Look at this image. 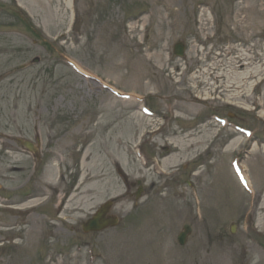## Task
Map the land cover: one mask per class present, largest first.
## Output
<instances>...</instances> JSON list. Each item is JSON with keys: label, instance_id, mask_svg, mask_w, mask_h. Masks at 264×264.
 <instances>
[{"label": "rangeland", "instance_id": "1", "mask_svg": "<svg viewBox=\"0 0 264 264\" xmlns=\"http://www.w3.org/2000/svg\"><path fill=\"white\" fill-rule=\"evenodd\" d=\"M202 41L207 45L196 43ZM178 43L185 47L182 58L174 53ZM232 59L239 69H233ZM244 69L252 76L236 99L230 95L235 91H225L227 76ZM3 78L0 131L14 147L18 140L38 141L37 176L49 173L52 163L50 174L58 185L37 178L43 186L31 190L52 188L53 196L48 204L37 202L31 214L0 208V240H5L0 264H88L86 250L78 251L83 240L97 255L108 254L110 261L98 257L96 264H162L165 256V264L175 263L169 259L190 264V250H196L190 239L180 247L169 234L181 231L193 211L200 230L218 226L227 236L215 237L210 248L199 247L198 260L264 264V0H0ZM130 117H143L144 124L133 129ZM230 123L254 133L246 136ZM235 133L242 145L228 147ZM191 135L205 144L187 147ZM171 142L179 145L181 159L159 167L145 168L131 149L140 146L150 164L175 150ZM240 152L251 191L233 175L232 162ZM0 154L6 169L2 192L19 200L30 189L18 192L15 186L33 185L30 176L10 169L35 165L1 148ZM160 169L172 178L162 180ZM185 179L198 186L197 201L190 198ZM142 185V201L150 202V218L159 222L152 228L169 236L160 249L152 243L162 235L152 233L148 221L135 225V194ZM63 193V205L72 197L58 217L53 206ZM115 198L112 213L121 218L120 225L84 234L82 224ZM232 225H237L234 234ZM140 227L155 239L149 238L143 253L132 251L130 241L131 230ZM137 235L142 238L144 231Z\"/></svg>", "mask_w": 264, "mask_h": 264}, {"label": "bare ground", "instance_id": "2", "mask_svg": "<svg viewBox=\"0 0 264 264\" xmlns=\"http://www.w3.org/2000/svg\"><path fill=\"white\" fill-rule=\"evenodd\" d=\"M231 61L234 62L233 59ZM235 63H237V61L234 62L233 64H231V65H233V69H239V68H237L238 66ZM255 68H256V70L254 71V74L258 75L257 78L261 79L260 78L261 74H258L260 72V68L259 67H255ZM234 73H235V75H234ZM230 74H231V76H230ZM224 76H225V74H224ZM251 76H252V72L251 71H248L247 69H244L241 72H237V71L234 72L232 70L230 73H228L227 82L229 83V85H225V91H229V92L230 91H232V92L235 91L236 93H231L230 95L237 99L238 96H240V95H242L244 93V89L243 88H244L245 82L247 80H249L251 78ZM218 78H222V77L218 76ZM262 81H264V80H262ZM226 87H228L227 90H226ZM230 89H232V90H230ZM205 100H207V99L205 98ZM133 107H136V104H134ZM130 108H132V106ZM189 110H192V109H189ZM133 118L135 119V121L133 122V126H132L133 129L134 128L136 129V127L142 126L144 124V121L143 120H145V119L143 117H130V119H133ZM141 118H143V120H141ZM146 132L147 131H145V130L143 131L144 135H146ZM194 136L195 135L189 136V137H192V139L188 143H186L187 147L188 146H191V148H192L194 146H201V145H204L205 144L204 138H194ZM242 141L243 140L241 139V137H239L238 135H236V136H234L228 142V145L229 146H235V145L239 144ZM175 143H172L171 142L170 144H173L174 145ZM241 145H242V143L239 144V146H241ZM168 147L171 148L170 146H168ZM178 147H179V145H174L172 147V148H175V150H172V154H170L168 157H166V158H164L162 160V164H168V163H171V162H176L178 160L180 161L181 158H179L176 155V153H178L177 152ZM187 147H186V149H187ZM40 201H42V200H39V199L30 200L26 204L20 205V206H18L16 208H18V209H24L21 206H25V207H28L29 205L30 206H33L34 204H36L37 202H40Z\"/></svg>", "mask_w": 264, "mask_h": 264}, {"label": "flooded vegetation", "instance_id": "3", "mask_svg": "<svg viewBox=\"0 0 264 264\" xmlns=\"http://www.w3.org/2000/svg\"><path fill=\"white\" fill-rule=\"evenodd\" d=\"M1 134H2V131H0V135ZM2 138L7 139L5 136H3ZM18 141L20 142V144L18 143V146L20 145L23 148L25 145L22 144L20 140H18ZM11 142H12V140L9 141L10 145L5 146L6 148L1 146V149L4 150V152H10L12 155H17V156L21 155L22 153L17 152L15 147L11 145ZM20 146H19V148H21ZM23 152H27V151L25 149H23ZM37 155H38V151L35 152V155L33 156V159ZM5 158L9 159V156H5ZM29 158H31V157L29 156ZM29 163L33 164L32 161H30V160H29ZM4 165H5V160H4V158H2V156L0 154V196H5V195L13 196L11 194H5L4 192H2V191H4V189L1 187V181H3V179L5 178V170H6L5 167H3ZM22 170H23V168H21V167L19 168L18 166H13L10 169V172L13 173V172H23V171H25V172L28 173L29 176L32 174V169L31 170H23V171ZM191 217L194 218V216L192 214H191ZM190 222H191L192 231H193L192 234H191L193 236L192 239H191V246H192V248H196L197 246H199V238L202 235V231L196 229L195 224L194 223L192 224V221H190ZM193 229H196V230H193ZM224 232H225L224 230L217 229V233H213V231H212L211 234H207L206 237L207 238L210 237L211 239H213V236L214 237L221 236V235H223ZM191 264H198L197 261H196V258H193L191 260Z\"/></svg>", "mask_w": 264, "mask_h": 264}, {"label": "water", "instance_id": "4", "mask_svg": "<svg viewBox=\"0 0 264 264\" xmlns=\"http://www.w3.org/2000/svg\"><path fill=\"white\" fill-rule=\"evenodd\" d=\"M177 52L181 53L182 48H180ZM106 210H107V206L103 207L101 211H99L97 215L86 224V229L87 230H101L109 225H116L118 222L116 218H110L109 220H105L104 213L106 212ZM185 236L186 235H183V240H185Z\"/></svg>", "mask_w": 264, "mask_h": 264}]
</instances>
